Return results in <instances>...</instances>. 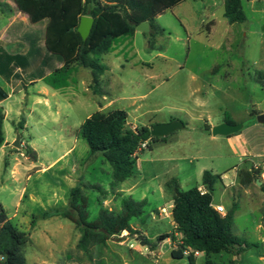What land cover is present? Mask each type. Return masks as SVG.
<instances>
[{
    "label": "rangeland",
    "instance_id": "1",
    "mask_svg": "<svg viewBox=\"0 0 264 264\" xmlns=\"http://www.w3.org/2000/svg\"><path fill=\"white\" fill-rule=\"evenodd\" d=\"M224 3L183 0L156 18V25L164 31L157 30L151 36L150 27V33L136 30L134 36L119 38L114 49L102 57V63L109 67L100 80L108 92L105 99L93 94L90 71L75 66L69 85L56 91L54 100L60 109L31 115L28 129L22 133L24 140L32 137L43 166L53 163L46 172L33 171L27 177L29 163L24 156L15 150H0V203L13 225L30 237L24 249L27 264H191L188 256L174 259L166 240L158 242L155 254L150 252L149 243L141 242H156L163 234L175 233V223L161 212L166 207L172 213L173 204V193L164 183L178 178L182 191L202 185L198 177L201 168L221 176L213 186V203L222 204L225 214L237 205L234 235L256 244L239 257L212 255V262L264 264V154H255L264 152V125L257 122V116L264 113V0H243L247 21L235 24H229L224 16ZM0 10L4 12L1 28L15 8L10 0H0ZM17 14L16 22L27 21L26 16ZM11 51L23 53L26 46L17 42ZM41 86H30L29 101L33 100L32 91ZM10 90L0 77V91L7 96ZM20 97L16 92L4 103L10 110L4 132L11 141L16 137L13 119L18 102H23ZM114 109L128 113L132 130L170 120L185 126L167 136L177 139L173 143L152 142L139 154L142 170L136 169L134 176L119 185L122 189L135 184L131 193L123 196L111 186V165L100 153L92 155L80 134L82 123L92 114ZM38 115L45 117L42 125ZM225 120L244 124L239 133L247 138L253 152L246 145L249 152L244 155L238 143L204 130L206 125L212 129ZM19 126H24V118ZM184 155L187 160L182 159ZM15 159L24 164L16 183L10 170L5 172V162L13 164ZM244 173L256 178L245 184ZM81 184L106 190L101 194L83 189L89 221L97 219L102 207L120 213L123 199L147 200L144 214L131 222L135 233L122 232L87 252L79 249L80 232L59 212L68 207L72 188ZM24 188L27 196L20 199ZM106 200L107 206L103 204ZM206 260L201 253L194 264H205Z\"/></svg>",
    "mask_w": 264,
    "mask_h": 264
},
{
    "label": "trees",
    "instance_id": "2",
    "mask_svg": "<svg viewBox=\"0 0 264 264\" xmlns=\"http://www.w3.org/2000/svg\"><path fill=\"white\" fill-rule=\"evenodd\" d=\"M10 1L15 11L27 18L26 22H15L10 32L15 33L14 40L24 43L28 49L24 54H11L0 46V77L8 83L22 85L44 80L51 87L62 89L69 85L75 66H81L91 73L93 94L104 96L100 78L108 68L102 63V57L113 50L119 38L133 36L142 23H150L151 36L157 30L164 31L156 25V18L183 0ZM224 4V16L229 24L247 21L243 0H225ZM83 16L94 19L86 40L78 32ZM3 100L0 93V103ZM4 120L5 113L0 109V148L5 143ZM225 121L235 124L233 120ZM204 130L211 134L209 125ZM80 134L87 141L92 155L100 153L111 165L113 188L135 174L136 153L143 142L148 141L150 148L152 142L166 138L152 137L147 126L132 130L128 127V113L121 109L95 112L82 123ZM27 150L29 154L32 152L29 147ZM243 175L245 184L256 178L251 173ZM217 180H221V176L205 171L202 178L205 192L199 186L182 191L176 179L166 183V188L173 193L175 233L163 234L156 242L144 239L151 251L157 248L158 242L171 239L176 244L171 252L174 259H183L185 251H191L188 258L194 264L196 257L193 252L198 251L206 256L205 264H215L211 260L212 255L239 257L256 246L233 233L236 204L224 216L214 208L212 191ZM84 188L105 194L101 186L81 184L72 188L68 207L59 212L80 232L79 249L87 252L90 247L105 244L122 232L135 233L131 222L144 214L147 200L124 199L120 213L102 207L97 219L89 221ZM176 234L181 236L180 239ZM29 242V235L13 225L0 203V256L4 258L1 264H27L24 249Z\"/></svg>",
    "mask_w": 264,
    "mask_h": 264
},
{
    "label": "crops",
    "instance_id": "3",
    "mask_svg": "<svg viewBox=\"0 0 264 264\" xmlns=\"http://www.w3.org/2000/svg\"><path fill=\"white\" fill-rule=\"evenodd\" d=\"M6 2H8V1H5V3ZM16 13H17L16 11L14 13H11V15H9L7 17L6 24L3 27L0 28V46L3 47V48H5L11 54H24L27 51V49H28V47L26 45H25L26 46V51L23 52V53H15V52H12L11 51V49L13 48V46H15V43L20 42V41L14 40L15 33H11L10 32V29L12 28V26L14 25V23L16 22V19H17V18L14 17V15ZM19 14H21V13H18L17 14V17L19 16ZM3 16H4V12L2 10H0V17L2 18ZM140 64H142L143 66L148 65V63H146V62H140ZM107 68L109 69L108 66H107ZM105 73L107 74V73H109V71L107 70ZM104 76L105 75L101 76V78L104 77ZM101 78H100V80H101ZM6 83L8 85H10V87H11V90L8 93V95L5 96L0 91V93L4 96V100L0 103V109H2L3 112L5 113V120H4V123H3V131H4V127H5V122L8 119V116H9V113H10V110H8L4 106V103H5V101L7 99H11V98L13 99L14 98V95L16 94V92H18L19 95L21 96L20 97L21 98L20 100H22L23 102H21V101L18 102V112L16 114V118L13 119V126L15 128L14 134L17 135V133H19L21 135V144L23 145L24 149L27 150V148L29 147L32 152L29 154L28 153V150H27L26 153H24V151H22V150L13 149L11 147V144L15 141L16 137L14 136L12 138V141L11 140H8V138L5 136V132H4L5 143L0 148V150H5L8 153H11L13 150H15L16 152H18L20 154V156H22V157L24 156V161L29 163L27 165V167L25 168V171L27 173V177H30V173L33 172V171H38V172L41 171V172L44 173V172H46L49 169L50 166L53 165V163L50 164L47 167L43 166L42 163H41V161H40V158L41 157H40V154H39L38 150L32 145V137L27 134L29 136V138L27 140H24L23 137H22V133L24 131H27L28 125L30 123V116L31 115H33V114H39L38 112H42V111L52 112V110H54V109H56V111L60 109V104L56 105L55 104L56 103V100H54V98H55V95H56V91H60V90H63L65 88L55 89V88L51 87L50 85H48L46 82H44V80H38V81L33 82L31 84H28V85H22L21 83H15V84L8 83V82H6ZM111 83H112V81H111ZM111 83H110L109 87L111 86ZM38 84H42L41 88L32 91L33 100L32 101H29L28 100V94L30 93V91H29L30 86H33V88H36L38 86ZM101 88H102V90L104 92L103 98L105 99V98H107V93L108 92L106 93V91L103 89V87H101ZM52 90H54V91H52ZM109 90H110V88H109ZM22 91H25V93H22L21 94ZM53 104H54V106H53ZM38 116H39L38 124H41L42 125L41 122H44L45 121V117L42 116V115H38ZM17 117H20V119L17 118ZM22 118H24V126H19V124L22 122ZM128 119H129V115H128ZM170 121H172V120H170ZM163 123H166V122H163ZM212 126L214 127L216 125H212ZM147 127H149V125H147ZM151 127H152V125H151ZM17 128L20 129L19 132H18V130H16ZM241 136L242 135L240 133H238L237 135L232 136V137H228V138H229L230 142H233L234 141V142L238 143L242 147V149H243V154L246 155V153L249 152V149L252 151V148H251L250 144H248L247 138L246 137H243V136L241 137ZM212 138H214V137H212ZM176 140L177 139H172V137H166L164 140H160V141H158L156 143H162V144L168 145V144L173 143ZM246 145L249 147V149H247ZM255 154H264V152H257ZM182 159L183 160H187L188 159V156H185ZM150 160L155 161L154 158H150ZM23 165L24 164L22 162H20L18 159H15V162L13 164L11 162H9V161L8 162H5V172H8V170H10L11 178H12V180L15 183H16V180H18V177H19L20 167L23 166ZM136 169H138L139 171L142 170V165L139 162V155H138ZM205 171L206 170L204 168H201L198 171V177L201 176V179H202L203 178V174H204ZM171 179H176L178 181L179 185H180V182H179V179L178 178L171 177V178H169L168 180L165 181V183H164L165 187H166V183L169 180H171ZM122 183H120L119 185H122ZM119 185L115 187L116 188V193H118V194H120L122 196L125 193H131L132 189L135 187V184H133L129 188H122L121 189V188H119ZM198 186L202 190L205 189V187L203 185H198ZM26 196H27V190L24 188L22 190V192H21L20 199L21 198L24 199V198H26ZM109 200L104 201L103 204H105V206H107V204L109 203ZM172 201H173V195H172ZM218 205H222V204H214L213 203L214 208L216 206H218ZM171 206L173 207V204ZM104 208L107 209V207H104ZM170 219H171L172 223L174 224L172 213H171ZM176 235L178 236V234H176ZM165 242H168L170 244L172 250L176 247V244L173 241H171L170 239H167ZM141 243H145V242H141ZM155 251H150V252L155 254Z\"/></svg>",
    "mask_w": 264,
    "mask_h": 264
},
{
    "label": "water",
    "instance_id": "4",
    "mask_svg": "<svg viewBox=\"0 0 264 264\" xmlns=\"http://www.w3.org/2000/svg\"><path fill=\"white\" fill-rule=\"evenodd\" d=\"M93 24H94L93 18L89 16L81 17L80 24L78 26V32L83 40H86L90 35ZM136 30L143 33H150V23L149 22L142 23L139 26H137ZM257 122L261 125H264V113L259 114L257 116ZM184 127L185 126L182 122L173 120L167 123L155 124L150 128V131L152 137L165 138L178 130L184 129ZM243 128H244V124L242 123L230 124L228 122H223L221 124L212 127L211 133L215 137L216 136L229 137L231 135L238 134L243 130ZM11 147H13L16 150H22L24 151V153L27 152V150L24 149L23 145L21 144V135L19 133H17L16 139L11 144ZM142 245H145V243H142Z\"/></svg>",
    "mask_w": 264,
    "mask_h": 264
},
{
    "label": "built area",
    "instance_id": "5",
    "mask_svg": "<svg viewBox=\"0 0 264 264\" xmlns=\"http://www.w3.org/2000/svg\"><path fill=\"white\" fill-rule=\"evenodd\" d=\"M147 148H148V141H145V142H143V143L141 144V147L138 149L136 155L138 156L142 151H144V150L147 149ZM201 190H202V189H201ZM202 191H203V190H202ZM203 192H205V191H203ZM171 208L173 209L172 206H171ZM215 209H216L220 214L225 215L226 210H225L224 206H222V205H218V206L215 207ZM161 212L164 214V216H165L166 218H170L171 213H169L168 208L164 207V208L161 210ZM118 236H119V235H118ZM140 246H141V245H140ZM130 248H134V245H133V244H130ZM146 250H148V249L146 248ZM191 253H192L191 251H185V256H190ZM200 254H201V253L198 252V251L193 252L194 257H198ZM3 260H4V258H3L2 256H0V264L3 262Z\"/></svg>",
    "mask_w": 264,
    "mask_h": 264
},
{
    "label": "bare ground",
    "instance_id": "6",
    "mask_svg": "<svg viewBox=\"0 0 264 264\" xmlns=\"http://www.w3.org/2000/svg\"><path fill=\"white\" fill-rule=\"evenodd\" d=\"M125 233V232H124Z\"/></svg>",
    "mask_w": 264,
    "mask_h": 264
}]
</instances>
